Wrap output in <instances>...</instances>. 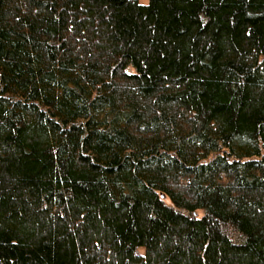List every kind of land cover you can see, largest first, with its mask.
<instances>
[{
  "label": "trees",
  "instance_id": "16d2710c",
  "mask_svg": "<svg viewBox=\"0 0 264 264\" xmlns=\"http://www.w3.org/2000/svg\"><path fill=\"white\" fill-rule=\"evenodd\" d=\"M0 264H264V0H0Z\"/></svg>",
  "mask_w": 264,
  "mask_h": 264
},
{
  "label": "rangeland",
  "instance_id": "374dc122",
  "mask_svg": "<svg viewBox=\"0 0 264 264\" xmlns=\"http://www.w3.org/2000/svg\"><path fill=\"white\" fill-rule=\"evenodd\" d=\"M146 0H142L143 3H145Z\"/></svg>",
  "mask_w": 264,
  "mask_h": 264
}]
</instances>
